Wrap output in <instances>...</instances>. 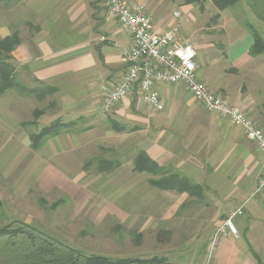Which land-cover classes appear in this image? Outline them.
I'll return each instance as SVG.
<instances>
[{"label": "crops", "instance_id": "1", "mask_svg": "<svg viewBox=\"0 0 264 264\" xmlns=\"http://www.w3.org/2000/svg\"><path fill=\"white\" fill-rule=\"evenodd\" d=\"M125 2L132 7L143 5L145 11L154 14L152 27L156 32L166 30L172 21V15L169 19L157 11L153 0ZM0 3V40L14 33L20 39L11 53L17 79L54 88L51 117L58 115L66 122L77 121L79 127L85 124L86 129L49 138V145L45 143L41 149L33 150L28 133L21 127L27 115L25 100L31 97L25 99L11 90L0 96L1 201L5 182L12 186L7 193L14 197L22 198L30 189L38 170L31 166L25 179L23 160L38 159L42 150L48 160L65 161L73 158V150L79 146H99L112 139L122 144L132 136H141L137 152L144 151L159 166L173 168L203 186L216 201L221 219L215 222L201 263L264 264V190L255 193L264 174V159L238 127L204 110L182 85H157V109L144 104L134 89L110 111L109 117L100 118L96 104L103 88L111 87L125 72L124 53L131 45L126 32L107 17L106 9L99 10L97 0ZM226 10L218 11L219 22ZM22 11L29 15L23 22L17 16L23 15ZM218 27L224 41L217 48L222 49L230 74L240 76V86L203 71L198 54L197 76L213 93L218 94L219 90L231 106L250 116L264 133V55H247L253 39L246 30L237 29L239 26L233 23L219 24L213 29ZM240 207L242 214L233 219L236 234L213 241L217 227Z\"/></svg>", "mask_w": 264, "mask_h": 264}, {"label": "rangeland", "instance_id": "2", "mask_svg": "<svg viewBox=\"0 0 264 264\" xmlns=\"http://www.w3.org/2000/svg\"><path fill=\"white\" fill-rule=\"evenodd\" d=\"M97 2L99 10L105 12V0ZM153 2L158 5L157 11H162L161 15L169 16V19L174 11L180 12L179 36L195 48L203 71L228 81L230 85L240 86V76L230 74L223 51L217 48L224 41V35L219 31L221 28H213L233 23L239 26L237 29L245 30L244 24L250 22L264 39V22L253 13L248 0H237L233 7L227 8L220 22L217 18L219 10L210 0ZM141 6L153 17L154 14ZM22 12L23 15L17 16L23 22L29 15ZM17 13L21 14V10ZM32 21L36 23L33 18ZM15 74L17 76L16 69ZM17 80L27 89L40 91V94L46 87L23 78ZM11 91L25 99L31 97L24 104L27 115L23 122L33 123V126L28 124L23 128L28 135L57 123L64 126L61 134L86 130L83 128L85 124L79 127L77 121L74 124L66 122L62 116L51 117L53 93L41 99L37 97L39 94L26 96ZM217 93L224 99L219 90ZM34 111L39 112L38 117L33 116ZM96 114L103 119L109 117L110 112L102 114L96 110ZM107 129L111 130L109 125ZM140 141L141 136H132L122 144L112 139L99 146H79L73 150V158L65 161L48 160L44 150L38 159L23 160L26 164L23 177L27 179L26 173L31 166L38 170V175L22 198L7 193L12 186L5 182L0 228L11 221L24 222L85 255L109 258L164 256L174 263L202 264L201 254L215 222L221 219L214 197L206 190L203 198L198 199L185 193L153 188L148 181L157 179L156 176L137 173L133 168L130 170L132 160L141 148ZM169 169L175 172L173 168ZM132 233L140 235L139 241L133 240Z\"/></svg>", "mask_w": 264, "mask_h": 264}, {"label": "built area", "instance_id": "3", "mask_svg": "<svg viewBox=\"0 0 264 264\" xmlns=\"http://www.w3.org/2000/svg\"><path fill=\"white\" fill-rule=\"evenodd\" d=\"M106 15L129 36L131 45L124 53L125 72L111 87L103 88L97 106L99 113L110 112L134 89L150 108H160L157 85H182L193 100L204 110L238 127L253 143L264 159V133L245 112L231 106L213 93L197 76L195 48L179 36L180 12L172 13V22L166 30H153V17L142 6L132 7L125 0H105ZM264 190V174L259 178L255 193ZM242 214V207L230 213L217 227L213 241L226 234H236L233 219Z\"/></svg>", "mask_w": 264, "mask_h": 264}, {"label": "trees", "instance_id": "4", "mask_svg": "<svg viewBox=\"0 0 264 264\" xmlns=\"http://www.w3.org/2000/svg\"><path fill=\"white\" fill-rule=\"evenodd\" d=\"M197 0H189L188 3ZM253 13L264 22V0H248ZM237 0H212L218 10L233 7ZM218 18V17H217ZM245 30L251 35L253 45L247 55L251 58L264 55V39L257 28L250 22L244 24ZM17 33L0 40V96L6 91L15 90L19 94H39V98L52 94L56 90L44 87L41 91L30 90L20 84L16 78L15 68L11 63V53L19 45ZM39 112L34 111L33 116L38 117ZM33 126V123H22L21 127ZM64 126L54 124L29 135L30 147L40 149L44 141L61 134ZM68 127V126H67ZM66 128V126H65ZM120 131L119 128H113ZM133 170L137 173H147L156 176L150 179L149 184L160 191H175L185 193L190 197L203 198L205 188L191 182L187 177L169 168L159 166L144 151H138L132 160ZM119 166V165H117ZM0 200V208H1ZM133 234V233H132ZM140 235L133 234V240L139 241ZM0 264H184L170 262L164 256L149 258H109L100 255H85L82 252L63 244L37 228L24 222L11 221L0 228Z\"/></svg>", "mask_w": 264, "mask_h": 264}]
</instances>
